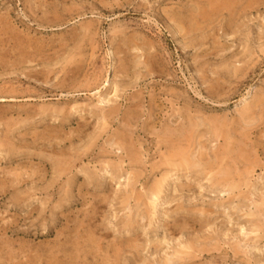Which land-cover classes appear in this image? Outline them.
Listing matches in <instances>:
<instances>
[{"label":"rangeland","instance_id":"1","mask_svg":"<svg viewBox=\"0 0 264 264\" xmlns=\"http://www.w3.org/2000/svg\"><path fill=\"white\" fill-rule=\"evenodd\" d=\"M0 264H264V0H0Z\"/></svg>","mask_w":264,"mask_h":264},{"label":"bare ground","instance_id":"2","mask_svg":"<svg viewBox=\"0 0 264 264\" xmlns=\"http://www.w3.org/2000/svg\"><path fill=\"white\" fill-rule=\"evenodd\" d=\"M219 3H220V2H219ZM220 4H221V3H220ZM228 4H229V3H228ZM243 8H244V7H243ZM203 11H204V10H203ZM206 11H207V10H206ZM202 14H203V13H202ZM203 15H204V14H203ZM205 15H206V12H205ZM195 17H196V16H195ZM198 18H199V17H198ZM259 102H260V101H259ZM259 104H260V103H259ZM183 129H184V128H183ZM183 129H182V130H183ZM185 130H186V129H185ZM180 134H184V133H180ZM165 135H166V134H165ZM165 135H164V136H165ZM170 136H171V135H170ZM174 136H175V135H174ZM169 139H170V138H169ZM173 139H174V138H173ZM166 140H167V139H166ZM164 141H165V140H164ZM167 141H168V140H167ZM171 142H172V141H171ZM169 143H170V141H169ZM173 144H174V143H173ZM125 149H126V148H125ZM128 151H129V150H128ZM128 151H127V153H128ZM241 151H242V150H241ZM241 151H240V152H241ZM243 152H244V151H243ZM184 154H185V153H184ZM237 154H239V151H238ZM241 154H242V152H241ZM132 155H134L133 152H132ZM132 155H131V156H132ZM176 155H177V154H176ZM243 155H244V154H243ZM131 156H129V157H131ZM178 156H179V155H178ZM133 157H136V155H134ZM241 157H242V156H241ZM182 158H183V157H182ZM239 158H240V157H239ZM129 159H130V158H129ZM133 159H134V158H133ZM178 159H179V158H178ZM180 160H181V159H180ZM191 160H192V159H191ZM183 162H184V161H183ZM190 163H191V162H190ZM195 163H196V162H195ZM186 164H187V162H186ZM187 167L190 168L189 165H188ZM191 167H192V166H191ZM194 167H195V166H194ZM197 167H198V165H197ZM226 175H227V174H226ZM225 177L227 178V176H225ZM228 177H229V175H228ZM221 178H222V177H221ZM228 179H229V178H228ZM222 180H223V178H222ZM222 180H221V181H222ZM227 181H228V180H227ZM156 190H157V189H156ZM153 193H154V192H153ZM155 194H156V193H155ZM155 194H154V195H155ZM157 194H158V193H157ZM152 196H153V195H152ZM155 196H157V195H155ZM156 198H157V197H156ZM154 200H155V198L153 199V202H154ZM151 201H152V200H151ZM152 204H153V203H152ZM155 240H156V239H155ZM160 240H161V239H160ZM157 241H158V240H157ZM163 242H164V240H163Z\"/></svg>","mask_w":264,"mask_h":264}]
</instances>
